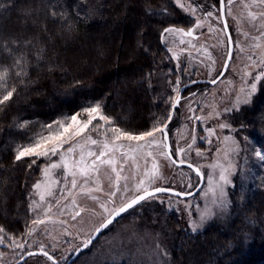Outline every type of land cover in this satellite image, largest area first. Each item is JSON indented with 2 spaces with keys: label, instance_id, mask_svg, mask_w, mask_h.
I'll list each match as a JSON object with an SVG mask.
<instances>
[{
  "label": "rangeland",
  "instance_id": "obj_1",
  "mask_svg": "<svg viewBox=\"0 0 264 264\" xmlns=\"http://www.w3.org/2000/svg\"><path fill=\"white\" fill-rule=\"evenodd\" d=\"M170 1L188 18V25L179 30L193 28L198 38L186 37L179 32L163 35L162 40L168 49L172 66L167 71L161 70L157 74L156 82L161 83L164 89L161 93L168 104L166 117L169 112L171 115L172 104L181 87L195 80H214L219 75L228 53L227 38L221 19L218 18V0H180L181 4L195 5V14L190 10L185 12L184 8L178 6L177 0ZM207 10L212 11V17H207ZM250 11L257 15L255 21L249 19ZM260 11L258 7L245 8L242 0H235L231 5L225 0V18L234 45L227 72L215 86L198 85L188 88L189 92L183 96L184 99L166 129L170 136L171 153L176 160L194 165L202 172L204 185L201 191L184 200L170 195H155V198H148L135 205L106 228L90 247L78 254L74 264H174L171 250L176 247L174 242L177 240L174 236L178 230L185 234H196L210 225L228 226L232 216L231 193L234 186L238 180L244 183L250 181L247 186L254 183L255 178H251L252 175L256 176L253 167L264 161L256 155L257 152L264 155V148L258 145L256 138L249 135L253 128L245 126L244 122L236 125L231 120L236 116L235 112L251 110L254 104L252 101L258 95L262 94L264 97V81H261L249 102L244 103L252 77L260 74V61L264 59V17L259 15ZM198 19L202 27L195 28ZM181 40L184 42L181 43ZM245 72L249 75L245 76ZM80 114L79 119L87 120L86 113ZM167 122L164 119L157 125L163 126ZM93 124H103V121L97 120ZM221 125L225 127L222 128ZM67 135H71V130ZM111 135L109 132L108 136ZM88 136L95 139L97 144H91ZM156 136L157 144L151 149L145 148L139 154L129 151L136 146V141L121 140L117 141L124 145L120 151L113 150L102 157L104 160L114 159L118 172L121 163L127 161L120 175L129 179L119 181V191L112 184L116 176L111 170L112 165H99L97 162L99 171H89L85 175H81L75 165V161L83 155L85 159L79 167L87 168L95 160V155L89 156L88 153L99 154L104 150L106 138L102 128L94 130L93 126H89L84 133L65 144L55 156L39 159L32 157L42 164L38 177L31 183L28 191L29 216L22 232H7L6 235L0 233V237L5 238V243L0 244V264H14L27 252L42 249L50 253L58 263H66L103 219L102 209L90 196L106 202L109 200L106 193L116 191V195L111 197L112 203L107 206L110 211L118 208L126 199L137 194L131 189L143 178L144 171L151 169L153 162L158 166L159 178L147 185L149 190L161 187L181 193L192 191L198 184V178L187 168L173 166L163 155L166 153L165 140L162 141L158 132ZM71 145L77 147L69 154L65 149ZM180 149L183 151L176 155ZM148 151L153 153L151 157L146 156ZM125 152L127 157L124 156ZM61 155L72 165L71 171L75 175L66 173ZM133 156L136 157L135 161ZM52 163H57L59 167L51 168ZM134 163L136 167L133 172ZM246 171H251L252 175ZM222 172L228 183L220 179ZM74 179L77 184L75 188L72 186ZM36 185L40 187L37 188ZM124 185L130 190L125 192ZM97 188L102 191H95ZM88 189L93 191L88 192ZM77 211L81 215L73 219ZM202 217L206 218L202 221ZM34 220L44 222L33 224ZM7 237L23 243L24 248H15ZM24 264L52 263L43 256H32Z\"/></svg>",
  "mask_w": 264,
  "mask_h": 264
},
{
  "label": "trees",
  "instance_id": "obj_2",
  "mask_svg": "<svg viewBox=\"0 0 264 264\" xmlns=\"http://www.w3.org/2000/svg\"><path fill=\"white\" fill-rule=\"evenodd\" d=\"M187 19L170 0H0V75L7 73L0 94L16 89L0 105V227L18 234L26 225L28 191L42 162L14 157L42 126L95 104L130 132L164 121L168 104L156 77L172 61L163 32L182 29ZM22 56L26 67L16 64ZM21 68L27 75L16 74ZM252 102L231 120L251 126L264 148V97ZM253 169L256 176L246 172L254 183L234 186L228 226L178 230L172 263L264 264V161Z\"/></svg>",
  "mask_w": 264,
  "mask_h": 264
},
{
  "label": "snow or ice",
  "instance_id": "obj_3",
  "mask_svg": "<svg viewBox=\"0 0 264 264\" xmlns=\"http://www.w3.org/2000/svg\"><path fill=\"white\" fill-rule=\"evenodd\" d=\"M235 2V0H227V4L231 5ZM243 6L245 8H255L258 7L261 9L259 12V15L264 17V0H242ZM177 4L179 7L184 8L185 12H188L189 10L191 11L192 14H195L197 11V7L193 4H188L184 5L180 3V0H177ZM224 9H225V0H218V11L221 13L219 19H223L224 15ZM213 13L210 10H207V17H212ZM248 17L251 21H255L257 19V15L254 14L253 12H248ZM195 28H200L202 27L201 21L198 19L195 23ZM264 27V25H262ZM227 25L225 26V31H227ZM181 33L182 35L185 36H190L193 37V29H189L186 32H183L182 30L179 29H174V28H166L164 29V33L167 34H173V33ZM264 34V33H262ZM184 41L181 40V43ZM13 43H18V41H13ZM31 41H25V45L30 44ZM228 43L231 44V38H229ZM43 55V49L40 50L38 53L37 59H39ZM228 56L231 57V53H228ZM24 64L26 67V61L24 60L23 56L20 59L16 60L17 65ZM261 65V72L258 75H253L252 77V82L250 84V88L247 90V97L244 100V103H248L251 95L256 91L257 85L259 82L264 81V59H261L260 61ZM252 67H255V65H252ZM18 76L20 75H27V72L25 71L24 68H21V71L16 73ZM7 73L0 75V87H5V76ZM245 76H248L249 73L245 72ZM179 81L177 82V84ZM213 83H215V80H213ZM176 91L178 92L179 89L178 87L176 88ZM242 91H244L242 89ZM16 92V89L13 87L10 91H7L6 94H0V105L5 104V102L9 101L14 93ZM180 97L177 96L176 100L172 104V108L175 109L177 105L179 104ZM2 110V109H0ZM83 112L86 113L87 115V120H81L78 117L81 115L80 113L73 114L70 117H65L63 120H58L54 121L52 124L44 125L42 126V130L36 134L35 137L30 138L29 142L25 145H20L18 146L15 154V161H20L24 157H36L39 159L40 157H50V156H55L57 155L61 149L64 148L65 144H68L70 140L74 139L75 137L80 136L82 133H84L87 129H89V126H93V129H103L104 130V135L106 138V142L103 145L104 150L100 151L99 154H95L92 152H89V156L95 155V160L92 161V164L89 165L87 168L81 169L79 167L80 164L84 162V156L81 155L78 161H75V165L77 167V171L81 173V175L87 174L89 171L92 172H98L99 171V166L97 162H99V165H112V172L116 173L115 176V181L112 182V184L117 188V191L120 190V185L119 181L121 179H129V177H122L120 175V172L124 170L125 163L127 162L125 160L124 163H121L120 165V171L118 172L116 167L114 166L116 164V161L112 158H109L107 160L102 159V157H105L109 152H112L113 150L115 151H120L124 145L123 144H118L117 141H136L137 144L135 147H132L129 149L132 153L139 154L143 152L145 148L151 149L154 145L157 144V136L156 133L161 134L162 141L167 140V124H164L163 126H158V125H153L152 128L150 129H145L140 132H130L126 129H123L119 126H117L114 121L106 116L103 111L102 107L100 104H95L94 106H89L85 107L83 109ZM165 119L171 120V115L166 117ZM196 119H200L199 117H196ZM103 121V124H96L94 125V121ZM21 127H24L23 124L20 125ZM221 127H225V125H221ZM69 130H71V135H67L69 133ZM112 133L111 137L108 136V133ZM87 139L91 144H97V141L93 139L91 136H88ZM161 141V142H162ZM142 142V143H141ZM77 145H71L65 151L69 154L73 153L76 149ZM183 149L177 150L175 153L178 155L180 152H182ZM127 152L124 153V156L127 157ZM153 153L151 151H148L146 153L147 157H151ZM165 157L169 160H172V156L169 155L168 153H163ZM256 155L261 159L264 160V155H262L260 152H257ZM61 161L64 162V168L67 174L70 175H75L71 171L72 165L68 162L67 158L64 155H61L60 157ZM133 161L136 160V157H132ZM33 163L36 161L33 160ZM172 163H176L175 160H172ZM183 163V161H181ZM51 168H57L59 165L57 163H52L50 164ZM135 163L133 164V172L135 170ZM191 167V165H189ZM159 178V169L158 166L155 162H153L152 167L150 170H145L143 174V178H140L138 182L135 184L134 188L131 189L136 195H133L131 198L126 199L123 204H121L118 208L112 209L111 211L108 208V204L112 203L111 197H114L116 195V191H110L106 193L108 195L109 200L106 202H100L97 197L95 196H90V199L93 201H96L99 205V207L102 209L101 215L103 216L102 221L94 228V234H99L102 232L103 229L107 228L110 224L113 223L114 219L118 216H120L121 213H124L128 211L129 209L133 208L135 205L139 204L141 201H144L148 198H155L154 192L159 193L162 191H166V189H163L161 187H156L153 191L149 190V187L147 186L148 184L154 182L156 179ZM220 179L224 181V183H228L227 177L224 174V172L221 173ZM72 186L75 188L77 186L76 180L74 179L72 181ZM37 188H39V185H36ZM127 185H124V191H128ZM88 192L93 191V189H88ZM95 191H102V189L97 188ZM221 194H223V189H220ZM177 195H181L180 193H176ZM123 195V193H122ZM41 199H43V196H41ZM73 203H75V200H73ZM106 214V215H103ZM81 213L80 211H77L75 213V216H73V219H75L77 216H80ZM206 217H202V221ZM44 221L42 220H34L33 224H41ZM0 233H4L5 235L7 234V230L3 227H0ZM29 234H31L29 232ZM95 236H90L86 241L83 242L82 247H78L75 249L76 252L81 251L83 248L89 247L90 244H92L93 239ZM7 239L11 240L12 246L15 248H24L23 243H19L15 238L13 237H7ZM5 243V238L0 237V244ZM29 255H36V253H28ZM41 254L44 255L47 260L51 261L52 264H57L56 259L52 256L49 255L48 252L41 250Z\"/></svg>",
  "mask_w": 264,
  "mask_h": 264
},
{
  "label": "water",
  "instance_id": "obj_4",
  "mask_svg": "<svg viewBox=\"0 0 264 264\" xmlns=\"http://www.w3.org/2000/svg\"><path fill=\"white\" fill-rule=\"evenodd\" d=\"M221 15V13H220ZM222 22V25H223V30L225 32V36L227 38V42L229 40V38H231V41H232V35H231V32L228 28V25H227V22H226V18H225V9H224V15H223V19L221 20ZM227 25V31H225V26ZM190 29V28H189ZM193 29V28H191ZM188 31V30H186ZM186 31H183V32H186ZM164 33V32H163ZM185 36V35H184ZM193 36L195 37L194 39H197L198 36L196 34H194L193 32ZM186 37H190V36H186ZM193 38V37H192ZM231 53V57L228 56V53ZM234 52V45H233V42L231 44L228 43V53H226V59H225V62H224V65L222 66V69L219 73V75L214 79L215 80V83H213V80L209 81V80H195V81H192V82H189L185 85H183L180 89V91L178 92V96L180 97V101H179V104L180 102L183 100V91H185L186 89L188 88H191L192 86H195V85H199V84H204L206 85L207 87H212V86H215L220 80L221 78L224 77L225 73L227 72V69H228V65H230V62H231V59H232V56H233V53ZM179 104L177 105V107L175 109L171 108V120H172V116H174L175 114V111L176 109H178L179 107ZM171 120H168V122L166 123L167 124V127L169 126V123L171 122ZM167 132V140H165V151L166 153H168L169 155L172 156V160H175L176 163H173V166H176L178 168H187L189 170H191L193 173H194V176L198 178V184L197 186L192 189V191L188 192V193H181V192H178L176 190H171V189H168V188H163V189H166V191H162V192H159V193H155L154 192V189L153 190H150V191H153L154 192V196L155 195H160V194H164V195H170L171 197L174 196V197H178V198H181V199H187V198H190V197H193L195 196L196 194H198L200 191H201V188H203V185H204V177H203V174L202 172L194 165H191V167H189L190 164L188 163H181L180 161H177L176 158L174 157V155L171 153L172 152V148H171V142L169 141L170 140V136H169V133L168 131L166 130ZM172 160H170L172 162ZM176 193H180L181 195H177ZM143 202V201H141ZM140 202V203H141ZM138 205V204H137ZM136 205V206H137ZM135 207V206H134ZM133 207V208H134ZM132 209V208H131ZM130 210V209H129ZM127 212V211H126ZM125 213V212H124ZM124 213H121L120 216L124 215ZM116 217L113 221V223L120 217ZM112 223V224H113ZM112 224H110L109 226H111ZM108 226V227H109ZM107 227V228H108ZM106 229V228H105ZM105 229L102 230L101 233L99 234H92L91 236H95V238L93 239L92 241V244L94 243V241H96V239L105 231ZM90 244L89 247L92 245ZM82 247V246H81ZM88 248V247H87ZM87 248H83L81 251L79 252H74L73 254H71V257L68 259V261L64 264H72V262L76 259V257L78 256V254L82 253L84 250H86ZM28 253H36V255H29ZM49 255H51L50 253H48ZM32 256H43L44 258H46L44 255L41 254V250H33V251H30V252H27L26 254H24L23 256H21L22 258L20 260H18L16 263L14 264H23L27 259L28 257H32ZM47 259V258H46ZM51 262V261H50ZM52 263V262H51ZM57 264H61V263H58Z\"/></svg>",
  "mask_w": 264,
  "mask_h": 264
},
{
  "label": "flooded vegetation",
  "instance_id": "obj_5",
  "mask_svg": "<svg viewBox=\"0 0 264 264\" xmlns=\"http://www.w3.org/2000/svg\"><path fill=\"white\" fill-rule=\"evenodd\" d=\"M25 262H26V261H25ZM25 262H24V263H25ZM24 263H23V264H24Z\"/></svg>",
  "mask_w": 264,
  "mask_h": 264
}]
</instances>
